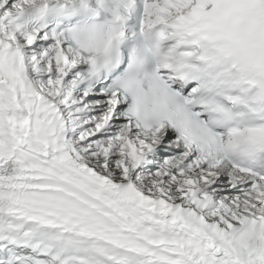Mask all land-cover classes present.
<instances>
[{"label": "snow or ice", "instance_id": "snow-or-ice-1", "mask_svg": "<svg viewBox=\"0 0 264 264\" xmlns=\"http://www.w3.org/2000/svg\"><path fill=\"white\" fill-rule=\"evenodd\" d=\"M0 264H264V0H0Z\"/></svg>", "mask_w": 264, "mask_h": 264}]
</instances>
